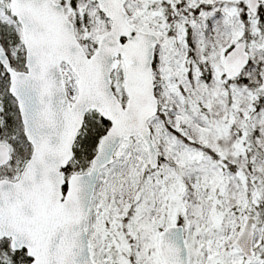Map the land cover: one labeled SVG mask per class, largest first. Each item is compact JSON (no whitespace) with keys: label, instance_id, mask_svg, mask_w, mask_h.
I'll use <instances>...</instances> for the list:
<instances>
[{"label":"snow or ice","instance_id":"1","mask_svg":"<svg viewBox=\"0 0 264 264\" xmlns=\"http://www.w3.org/2000/svg\"><path fill=\"white\" fill-rule=\"evenodd\" d=\"M0 264H264V0H0Z\"/></svg>","mask_w":264,"mask_h":264}]
</instances>
